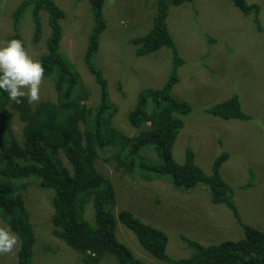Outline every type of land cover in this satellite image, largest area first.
I'll return each mask as SVG.
<instances>
[{"label":"trees","instance_id":"trees-1","mask_svg":"<svg viewBox=\"0 0 264 264\" xmlns=\"http://www.w3.org/2000/svg\"><path fill=\"white\" fill-rule=\"evenodd\" d=\"M77 1H92L89 14L92 30L84 64L98 88L95 106H88L90 91L76 67L60 52L61 24L66 13L53 0H25L14 14V33L7 39L22 40L28 51L21 32L24 20L30 15L33 43L37 45L43 36L41 18L48 16L51 35L39 61L45 70L44 80L53 83L56 100L37 106L29 104L27 98L16 103L0 90V218L19 237L18 264H33L37 241L24 195L28 188L49 194L52 236L75 251L80 264H147L118 239L120 225L130 230L159 264H264V232L243 223L233 188L221 173L230 156L224 153L216 158L210 175L196 163L190 147L185 150L184 163L174 158L184 119L190 116L192 107L173 95L183 61L168 30V11L171 6L180 7L193 0H158L151 29L131 41L139 58L165 48L172 51L173 57V70L166 84L159 89H145L137 97L127 118L128 125L140 131L133 137L115 127L119 109L111 100L108 79L95 63L101 35L107 29L104 13L107 0ZM226 1L243 13H259V8L248 5L246 0ZM119 90L122 91L121 85ZM208 113L223 121L250 120L236 95ZM16 118L23 126L21 138L15 132ZM148 153L156 159L149 158ZM100 162L113 165L132 179L146 182L168 179L180 193H191L205 186L211 203L233 214L244 238L213 245L183 238L193 254L186 259L170 258L169 237L164 231L145 224L129 211L116 214V189L99 172ZM90 205L94 210L92 221L86 218Z\"/></svg>","mask_w":264,"mask_h":264},{"label":"rangeland","instance_id":"rangeland-1","mask_svg":"<svg viewBox=\"0 0 264 264\" xmlns=\"http://www.w3.org/2000/svg\"><path fill=\"white\" fill-rule=\"evenodd\" d=\"M25 0H0V43L14 33V14ZM65 13L62 22L60 52L81 75L88 90V106L98 103V88L84 64L91 33L89 14L92 1L53 0ZM259 13H243L226 0H193L168 11V30L183 61L178 69L179 82L173 95L192 107L185 127L174 148V158L184 163L185 150L193 149L196 163L208 174L216 158L230 156L221 173L234 191L243 223L264 232V0H246ZM158 0H107L104 9L107 23L101 35L95 63L109 82L111 100L119 109L114 125L133 137L140 131L128 125V116L137 97L145 89H159L173 70L170 49L147 57H137L133 39L145 36L153 25ZM47 15L41 18L43 36L33 43L34 27L28 15L21 32L28 53L38 59L46 51L51 35ZM120 85L122 91L119 90ZM237 96L248 122L223 121L209 115L217 104ZM51 80H43L39 105L55 101ZM22 124L16 118L15 132L21 138ZM151 159L154 154L148 153ZM101 174L116 189V214L129 211L145 224L164 231L169 237L167 254L186 259L193 253L183 238L213 245L244 238V231L233 214L211 203L210 193L200 186L191 193L176 191L168 179L146 182L132 179L113 165L98 163ZM33 187V186H32ZM36 235L33 264H80L78 254L52 236L53 215L47 192L28 188L24 193ZM93 207L86 218L93 219ZM0 226L8 227L0 218ZM118 239L147 264H159L142 248L136 236L123 225ZM20 241L13 252L0 255V264H18Z\"/></svg>","mask_w":264,"mask_h":264},{"label":"clouds","instance_id":"clouds-1","mask_svg":"<svg viewBox=\"0 0 264 264\" xmlns=\"http://www.w3.org/2000/svg\"><path fill=\"white\" fill-rule=\"evenodd\" d=\"M44 71L42 62L29 55L22 40L0 43V90L12 102L27 98L29 104L39 103ZM18 240L10 227L0 226V255L12 253Z\"/></svg>","mask_w":264,"mask_h":264}]
</instances>
